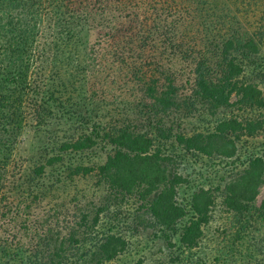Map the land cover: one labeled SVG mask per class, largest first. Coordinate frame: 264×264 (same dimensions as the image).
I'll use <instances>...</instances> for the list:
<instances>
[{
    "label": "trees",
    "instance_id": "obj_1",
    "mask_svg": "<svg viewBox=\"0 0 264 264\" xmlns=\"http://www.w3.org/2000/svg\"><path fill=\"white\" fill-rule=\"evenodd\" d=\"M260 5L0 0V264H124L144 215L166 244L155 264H206L211 248L220 264H264V10L249 20ZM95 26L100 39L83 40ZM50 107L72 133L14 163L5 188L20 132ZM188 154L228 175L202 177Z\"/></svg>",
    "mask_w": 264,
    "mask_h": 264
},
{
    "label": "rangeland",
    "instance_id": "obj_2",
    "mask_svg": "<svg viewBox=\"0 0 264 264\" xmlns=\"http://www.w3.org/2000/svg\"><path fill=\"white\" fill-rule=\"evenodd\" d=\"M250 7V6H249ZM253 7V6H252ZM252 7H250L252 9ZM257 7V6H256ZM258 10H254L256 13L251 15L249 18L250 21H252L254 19V22L258 23L260 22L262 19L260 18L261 15H263V10L264 8L260 5L257 7ZM50 6L47 5V9H43V13L45 15V25H47L48 22H50ZM99 20V18H98ZM81 37L83 40H87L89 43H92L94 40H98L99 38V32L97 27H93L91 28V30H83L81 33ZM47 73V79H43V88H46L47 85H50L52 83L51 80V76H50V71L46 72ZM46 77V75H45ZM88 78V76H87ZM69 92H65L63 94V100L66 101L67 95ZM59 94V93H58ZM57 94V95H58ZM82 96L86 95V94H81ZM80 95V96H81ZM81 96V97H82ZM100 96V95H99ZM80 98V97H79ZM122 98L124 100H127V95H123ZM78 99V98H77ZM106 99V97H105ZM108 99L112 100V97H108ZM131 99V98H128ZM104 105V106H102ZM107 107H112L111 105H107ZM64 112H66V108H63ZM100 111L98 112L99 114L102 113H106V106L105 103L100 102L99 103V108ZM80 113H83L82 110H80ZM68 114V113H66ZM65 113L63 114L62 112L58 113L57 110H53V107H50L49 113L47 115V117L45 118V121L42 125H38L35 124L34 120L29 119L28 118V124L25 125L22 129V131L20 132L18 138H17V142L15 143L12 153L9 156L8 159V164L4 167L5 172H6V177L4 180V184H5V188L9 186L10 181L12 179V165L16 162L19 163V161H23V163L25 164V158H28V155H30V153H34L37 151V149L44 145L47 144L49 147L51 146H58L60 141L66 138V135L69 133H72L69 129V124H66L65 122V117H67ZM83 115V114H82ZM36 125V126H35ZM9 134V133H8ZM0 137L3 140H7L8 139V135L6 134V132L2 131V129L0 128ZM254 141H260V140H254ZM170 142H167L165 147L167 150L166 153H169L170 151ZM239 145L242 146V144L240 143ZM39 146V147H38ZM101 149H98V152H100ZM104 151V149H103ZM5 152V151H4ZM182 151V149L180 147H178V149H176V153L180 154ZM239 153L242 155L244 153V148H240L239 147ZM256 153V152H255ZM2 155H0L1 158ZM78 156V155H77ZM77 158V157H76ZM82 158H85L84 154H82ZM186 159H188L189 163H192L193 165H196V169L201 168L204 169L206 171H202L200 170V175L203 177L204 175L207 174L208 176L210 175V173L212 174V176H210L211 178L213 176H220V175H228L226 171L227 168L225 169L222 165H217L216 163H213L214 161L212 159H209L207 157H205L204 155H197V156H192V155H187L185 157ZM88 159V158H86ZM104 159V158H102ZM207 162V165H206ZM28 165V163L25 164V166ZM207 176V177H208ZM208 179V178H207ZM219 183V182H218ZM93 183H91V180H81L78 183V188L83 189L84 187L87 186H91ZM206 187H215L217 182H214L213 180L207 181L206 182ZM87 185V186H86ZM92 187V186H91ZM220 201V199H219ZM124 210V209H122ZM125 211V210H124ZM120 212V211H118ZM128 212H132V209L129 210ZM222 215L224 216L225 213L221 212ZM218 217L220 216V212H218ZM145 219L144 222L150 223V224H146V225H139L137 230L134 232V234L132 236H127L129 239V243H130V254L127 253L126 257L122 258V261L124 262V264H132L136 259L139 258H143V260L145 261V264H152V262L154 263L155 261H157V258L159 260H164V258L161 256L162 252L165 251L166 248V244L162 241V239L158 238L157 236H154V230H157V226H152L151 221L148 219V217H146L145 215L142 217ZM223 220V219H221ZM223 222V221H222ZM134 223H132L130 226H132ZM127 233V232H126ZM249 239V236H248ZM213 249V248H211ZM204 250V252H202L200 255V257H202L203 259H206V264H220L216 261H213V252L212 250ZM165 257V256H164ZM166 257H168V254L166 252ZM116 263H120V261H116ZM7 264H27V261H24L23 259L19 261V259L16 260L15 262L9 261ZM155 264V263H154ZM224 264V263H222Z\"/></svg>",
    "mask_w": 264,
    "mask_h": 264
}]
</instances>
